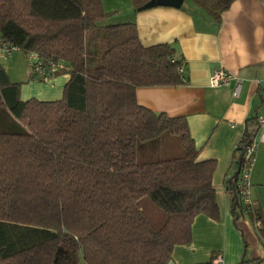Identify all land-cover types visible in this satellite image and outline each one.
I'll return each instance as SVG.
<instances>
[{
	"label": "trees",
	"instance_id": "1",
	"mask_svg": "<svg viewBox=\"0 0 264 264\" xmlns=\"http://www.w3.org/2000/svg\"><path fill=\"white\" fill-rule=\"evenodd\" d=\"M193 1L217 20L230 2ZM109 15L101 0H0V39L70 66L61 98L23 100L21 82L0 64V264H166L190 240L196 214L218 218L214 162L196 160L183 118L135 97L140 85L181 82L180 61L166 43L143 46L126 22L105 26L92 63L85 32ZM257 129L255 119L241 142ZM165 132L180 136L184 153L139 162ZM143 197L162 209L158 226ZM253 215L264 237L256 205Z\"/></svg>",
	"mask_w": 264,
	"mask_h": 264
},
{
	"label": "crops",
	"instance_id": "2",
	"mask_svg": "<svg viewBox=\"0 0 264 264\" xmlns=\"http://www.w3.org/2000/svg\"><path fill=\"white\" fill-rule=\"evenodd\" d=\"M101 1L110 15L85 32L92 63H98L105 49L108 24L133 22L143 46L168 44L182 66L181 82L137 86L136 101L154 112L183 118L196 160L214 162L211 182L218 218L196 214L190 240L174 245L166 264H203L217 253L224 264H264L258 222L242 211L241 204L235 205L231 190L238 178L243 133L264 113V0H230L219 20L193 0L137 8L131 0H124V6L115 0ZM219 68L230 71L233 78L229 84L212 86L209 76ZM28 76L20 85L21 99L55 100L61 98L69 73H57L48 81L35 79L30 70ZM237 79L240 88L234 95ZM251 195L264 222V142L257 148Z\"/></svg>",
	"mask_w": 264,
	"mask_h": 264
},
{
	"label": "built area",
	"instance_id": "3",
	"mask_svg": "<svg viewBox=\"0 0 264 264\" xmlns=\"http://www.w3.org/2000/svg\"><path fill=\"white\" fill-rule=\"evenodd\" d=\"M14 50H19V47L15 45H8L6 42L0 39V55L5 54L9 56ZM26 56L28 58L30 72L32 77L35 79L48 81L57 73L68 72L70 69L69 64L65 61L60 59L56 60L44 58L35 51L26 53ZM170 60L171 62H175L176 58L171 57ZM177 71L178 73L182 71L181 64H178ZM232 78L233 74L230 71L219 68L214 70L209 76V84L212 86L226 85L229 84ZM239 88L240 81L237 79L233 87L234 95L238 94ZM256 122L258 129L255 136L246 143L240 142L242 153L239 161L238 178L233 186L243 211L249 214H255L256 204L251 195V174L256 162L258 145L264 142V113L258 114L256 116ZM203 264H224V262L222 255L217 253L213 255L208 262Z\"/></svg>",
	"mask_w": 264,
	"mask_h": 264
},
{
	"label": "rangeland",
	"instance_id": "4",
	"mask_svg": "<svg viewBox=\"0 0 264 264\" xmlns=\"http://www.w3.org/2000/svg\"><path fill=\"white\" fill-rule=\"evenodd\" d=\"M115 1L120 3V6H124V0ZM117 13L118 12H114L113 15H116ZM0 64L5 66V70L12 81L21 82V84H23L29 78L28 73L30 68L28 66V58L25 53L20 50H14L11 55L6 57L0 56ZM165 133H167V135L164 136V138L161 139L153 149H146L144 151L145 153L137 155V160L139 162L154 161L167 156H174L182 151L184 152L180 136L175 133ZM139 204L144 208L151 223L154 226H158L163 220L162 209L155 205L148 197L141 198ZM81 264L84 263L81 262Z\"/></svg>",
	"mask_w": 264,
	"mask_h": 264
},
{
	"label": "water",
	"instance_id": "5",
	"mask_svg": "<svg viewBox=\"0 0 264 264\" xmlns=\"http://www.w3.org/2000/svg\"><path fill=\"white\" fill-rule=\"evenodd\" d=\"M169 3H173V4H180L182 2V0H166ZM242 152V149H241ZM235 203L237 202V198L234 201Z\"/></svg>",
	"mask_w": 264,
	"mask_h": 264
}]
</instances>
